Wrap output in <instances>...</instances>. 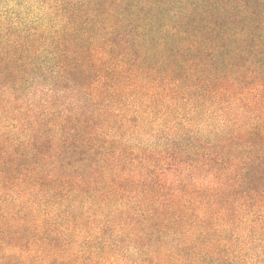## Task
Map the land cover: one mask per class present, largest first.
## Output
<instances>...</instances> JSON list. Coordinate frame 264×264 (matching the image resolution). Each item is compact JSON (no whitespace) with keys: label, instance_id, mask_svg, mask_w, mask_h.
I'll return each instance as SVG.
<instances>
[{"label":"trees","instance_id":"1","mask_svg":"<svg viewBox=\"0 0 264 264\" xmlns=\"http://www.w3.org/2000/svg\"><path fill=\"white\" fill-rule=\"evenodd\" d=\"M0 264H264V0H0Z\"/></svg>","mask_w":264,"mask_h":264}]
</instances>
